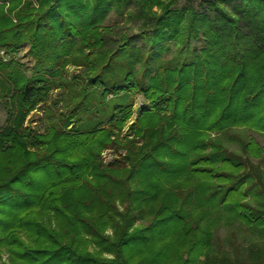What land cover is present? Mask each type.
I'll return each instance as SVG.
<instances>
[{
  "label": "trees",
  "instance_id": "obj_1",
  "mask_svg": "<svg viewBox=\"0 0 264 264\" xmlns=\"http://www.w3.org/2000/svg\"><path fill=\"white\" fill-rule=\"evenodd\" d=\"M49 1L0 6V264H203L211 235L191 215L209 200L264 228V199L255 213L240 201L264 197L260 148L222 139L264 134V0ZM131 2L143 41L112 44L98 23ZM186 21L185 53L159 59ZM24 43L30 74L14 58ZM138 94L148 105L121 135ZM41 105L43 132L26 125Z\"/></svg>",
  "mask_w": 264,
  "mask_h": 264
},
{
  "label": "rangeland",
  "instance_id": "obj_2",
  "mask_svg": "<svg viewBox=\"0 0 264 264\" xmlns=\"http://www.w3.org/2000/svg\"><path fill=\"white\" fill-rule=\"evenodd\" d=\"M24 1H30L34 7H37V0H0V6L3 7L4 10H7L12 6L13 8H17V5ZM46 4H44L43 9H46L48 5H50V1L46 0ZM201 0H177L176 9H180V7L185 5H192L197 9V3ZM90 2L92 3L93 0ZM18 3V4H17ZM233 3H236L233 1ZM223 5V4H220ZM124 12L121 14H115L114 8L109 7L107 14L102 18V20L98 23L101 28H104V34L107 40L119 41L125 40L126 38L132 39L130 45L139 46L143 39L141 38V29H142V18L135 17V14H131L133 9L137 7L135 2H131L124 6ZM152 10L156 13H160V8L157 6H153ZM190 13L186 12L185 17L186 20ZM186 23L181 25V30L178 36L167 42L163 45L166 46V50H162L159 59H169L173 56L182 57L183 53H185L184 47L182 43L185 40L187 31H186ZM189 34V33H188ZM133 35H136L135 38ZM140 35V37H139ZM190 37L187 40V48H191L196 45V41L191 36L192 33L189 34ZM183 49V50H182ZM0 55L7 58L6 55L3 54V51H0ZM14 58L19 61L24 69L26 74H30L33 65L32 56L28 52V44L24 43L20 46L19 50L14 54ZM78 71L77 67L68 66V74L71 75ZM148 103L144 100L143 96L138 94L135 97V104L132 109V114L128 121H126L121 135L129 133V126L133 121H135L138 116L140 109L142 107H146ZM43 106H38L36 109L32 110L30 114L26 118V125H30L31 127L37 129L40 132L45 131L47 129L48 124L45 120L42 112ZM6 116V112L4 107L0 104V129L4 126V119ZM223 142L226 147L230 149H234L239 151L240 144L247 142L248 139H251L255 142L256 145L260 148L259 156L253 157L251 160L253 162L258 163L261 172L264 176V134L250 131L247 129L234 128L222 136ZM121 152V151H120ZM101 157L104 162L109 163L113 161L118 155L113 149H104L101 152ZM185 185V187H192L196 185V180L191 179L188 176H182L181 179ZM177 180H169L165 181V185L168 187H173L174 183ZM246 184L242 186L244 189ZM257 188L251 190V192L247 193L240 201L246 203L247 207L251 212L259 211L258 205L263 201L264 197L259 195L256 192ZM193 198L198 199L201 198L196 192L193 193ZM192 219L198 220L199 229L202 232L209 233L211 235V243L207 248L206 252L209 251L210 255L207 261H204L203 264H215L216 256L224 253L230 259H236L242 262V264H264V228L257 226H248L245 220L238 219L232 211L225 209L223 206L217 205L215 201H203L200 208L193 212L191 215ZM138 224H135L137 226ZM196 252H201V249H196Z\"/></svg>",
  "mask_w": 264,
  "mask_h": 264
}]
</instances>
